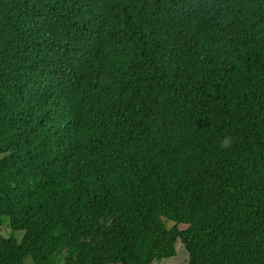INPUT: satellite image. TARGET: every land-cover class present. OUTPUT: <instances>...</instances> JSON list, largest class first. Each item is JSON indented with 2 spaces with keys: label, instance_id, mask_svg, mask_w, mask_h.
<instances>
[{
  "label": "trees",
  "instance_id": "16d2710c",
  "mask_svg": "<svg viewBox=\"0 0 264 264\" xmlns=\"http://www.w3.org/2000/svg\"><path fill=\"white\" fill-rule=\"evenodd\" d=\"M96 74L122 89L103 143L49 103ZM38 134L68 155L20 204L41 239L0 236V264H150L178 237L188 264H264V0H0V151ZM0 191L26 196L1 167Z\"/></svg>",
  "mask_w": 264,
  "mask_h": 264
},
{
  "label": "clouds",
  "instance_id": "9594fccd",
  "mask_svg": "<svg viewBox=\"0 0 264 264\" xmlns=\"http://www.w3.org/2000/svg\"><path fill=\"white\" fill-rule=\"evenodd\" d=\"M82 84H84L83 90L85 96L79 97L77 96L76 90ZM121 94L122 89L120 84L115 80L108 79L104 74H96L94 81L90 83L77 82L76 80L68 82L65 79L61 80L57 78L54 80L49 91V103L55 111L60 112L63 116L68 118L72 124L73 131L78 136L89 142L103 143L106 142L108 137L102 138V136H96V134L101 131L94 120L100 119L103 114L115 118L108 103L119 99ZM71 106H76L85 110L89 114L90 119L66 115V109ZM116 129H118V127ZM115 131L116 130H114V132ZM120 140L122 142H127L124 137H121ZM78 147L79 149H83L80 145ZM67 155L68 153L46 134H38L33 137L27 155L16 153L12 148L0 151V167L2 171L10 179L12 185L26 191V196L21 198L18 203L11 201L8 197L10 196L8 193L5 192L2 194L0 191V229L3 226L7 229L4 233L0 232V236L7 240L12 238L19 243L23 242L22 240L24 238L28 241H32L33 237L36 240L41 239V232L34 235L31 216L26 221L21 222V215L28 210L22 208L20 204L30 198L33 192L38 193L47 191V184L41 180L38 164L48 159L58 160ZM17 233L22 234L21 238L18 239ZM81 236L82 234L79 238ZM178 241L180 244H178ZM174 248V255L163 259H153L150 264H160L159 262L162 264L163 261L167 263L168 259L176 256L178 252L181 253L183 250L187 253V259L189 258V253L180 237L177 238ZM65 251L66 249H64L60 255L62 264H64L63 258L65 255L63 254ZM110 264L123 263L110 262Z\"/></svg>",
  "mask_w": 264,
  "mask_h": 264
},
{
  "label": "rangeland",
  "instance_id": "374dc122",
  "mask_svg": "<svg viewBox=\"0 0 264 264\" xmlns=\"http://www.w3.org/2000/svg\"><path fill=\"white\" fill-rule=\"evenodd\" d=\"M165 223L168 226L172 225V222L168 221V220H165ZM6 230H7L6 227L3 226L0 229V232L4 233ZM21 235H22L21 233H17L18 239L21 238ZM178 244H180L179 241H178ZM188 260H189V258L187 259V253L185 252V250H183L181 253L178 252L176 256L168 259L167 263L165 261H163L162 264H188ZM27 262L31 263L30 258L27 259ZM159 263L161 264V262H159Z\"/></svg>",
  "mask_w": 264,
  "mask_h": 264
}]
</instances>
